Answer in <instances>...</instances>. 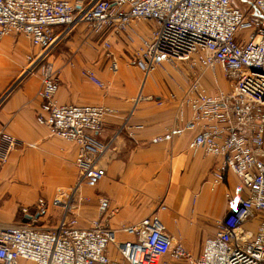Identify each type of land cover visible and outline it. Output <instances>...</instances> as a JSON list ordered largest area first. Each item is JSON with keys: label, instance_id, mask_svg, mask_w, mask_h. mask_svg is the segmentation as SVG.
<instances>
[{"label": "built area", "instance_id": "1", "mask_svg": "<svg viewBox=\"0 0 264 264\" xmlns=\"http://www.w3.org/2000/svg\"><path fill=\"white\" fill-rule=\"evenodd\" d=\"M247 1L253 13L240 11L230 0H0V39L23 35L38 49L26 58L20 77L38 75L39 120L49 135L77 147L74 185L58 190L49 201L51 208L61 209L56 224L35 225L46 211L42 198L33 205L35 217L21 208L28 223L0 225V264H264V0ZM134 21L154 24L128 62L144 78L162 63L174 61L200 71L183 91L170 134L192 132L188 150L216 159L206 180L210 191L225 183L228 174L238 181L240 195L224 193L225 209L215 221V232L202 241L194 259L156 214L111 228L108 220L116 211L103 197L97 199V217L88 227L77 223V209L84 201L80 188H94L104 177L99 160L108 144L98 143L96 137L104 119L116 112L100 105H58L57 71L47 58L81 24L91 33L118 34ZM241 31L247 33L239 35ZM102 45L109 56V43ZM216 69L227 90L208 92L200 75L211 71L217 83ZM110 70H116L114 61ZM82 75L103 87L90 71ZM134 129L140 127L124 122L118 132L130 135ZM0 145L1 167L14 140L0 133ZM247 223L254 227L251 237L247 231L240 236Z\"/></svg>", "mask_w": 264, "mask_h": 264}, {"label": "crops", "instance_id": "2", "mask_svg": "<svg viewBox=\"0 0 264 264\" xmlns=\"http://www.w3.org/2000/svg\"><path fill=\"white\" fill-rule=\"evenodd\" d=\"M230 1L244 13L254 12L247 0ZM153 29L150 21H134L125 33H91L81 24L47 58L57 71L58 105H100L116 112L104 119L96 137L98 143L108 144L99 160L104 177L94 188L79 190L84 198L76 213L81 228L88 227L97 217V199L102 197L108 200L109 209L116 211L108 220L111 228L133 224L150 214H156L165 228L171 215L181 228L186 221L194 227L214 225L225 209L224 193L233 198L240 195L235 177L228 174L225 183L218 187L219 197L212 201L211 195L205 194L211 193L206 180L216 159L188 150L192 132L170 134L178 102L188 83H182L178 69H185L179 64L162 63L144 78L137 67L128 64L139 40L149 37ZM103 42L109 43V56ZM37 52V47L23 35L0 39V133L14 140L0 167V225L28 223L20 209L27 208L35 217L33 205L42 198L47 203L46 211L35 225L54 226L61 209L51 208L49 201L58 190L72 187L76 179L77 147L49 135L39 120L38 75L20 77L26 58ZM112 61L114 72L110 70ZM86 70L103 84L102 88L82 75ZM124 122L140 129L130 135L125 130L118 132ZM158 200L163 201L169 214L155 211ZM166 230L173 236L171 230ZM246 231L252 235L253 230L241 227L240 236Z\"/></svg>", "mask_w": 264, "mask_h": 264}, {"label": "rangeland", "instance_id": "3", "mask_svg": "<svg viewBox=\"0 0 264 264\" xmlns=\"http://www.w3.org/2000/svg\"><path fill=\"white\" fill-rule=\"evenodd\" d=\"M246 33H247V31H241L239 33V35H245ZM171 63L179 64V65L182 66L183 69H185V72L184 71L180 72V70L178 69L179 75L183 77L182 83L185 82V81L188 82V79H190V78L192 79L194 76H197V75L200 74V71H198L196 69H193V68H190L188 63L178 62V61H174V62H171ZM215 74H216L217 83L213 82L211 71H205L204 73H202L200 75V78H201L200 79V83H201V85L208 92H214L216 88H219V89H222V90H227V82L223 78L221 72L218 69H216L215 70ZM10 150H9V152H10ZM234 184H235V186L237 188L238 181H237L236 178H235V183ZM218 187L215 190H213V191L209 190L211 192L210 194L205 192V194L211 195L212 201H215L217 199V197H219V193H220V189L221 188H218ZM69 188H64V189H61V190L64 191V190H67ZM204 188L207 189L205 186H204ZM160 204L164 206L163 201L162 200H158L156 202V205H155L156 206L155 207V211L159 210L158 207L160 206ZM159 211L169 214L166 206H164L163 210H159ZM176 220H175L174 217H171V215H169L168 216V225H167L168 227L166 226V228L168 230H171L174 233L173 236H172L174 241L176 243H179L189 253L190 257L192 259H194V258L197 257V255L199 254V252L201 250L202 241L206 237H208L209 235H211V234H213L215 232V223H214V225L211 224L210 226H207V227L206 226L194 227L192 223L189 224L188 221H186L185 226L180 228V227H178V225L176 223ZM242 227H243V229L248 230V231L254 230L253 225L250 224V223H247V224L243 225ZM185 245H186V247H185ZM193 248L195 249V251H193V253H192L191 251H192ZM165 260H168V259H165ZM168 261H169V264H175V263L171 262L170 260H168ZM21 264H31V263H29V262H21Z\"/></svg>", "mask_w": 264, "mask_h": 264}, {"label": "trees", "instance_id": "4", "mask_svg": "<svg viewBox=\"0 0 264 264\" xmlns=\"http://www.w3.org/2000/svg\"><path fill=\"white\" fill-rule=\"evenodd\" d=\"M23 221H25V220H23Z\"/></svg>", "mask_w": 264, "mask_h": 264}, {"label": "water", "instance_id": "5", "mask_svg": "<svg viewBox=\"0 0 264 264\" xmlns=\"http://www.w3.org/2000/svg\"><path fill=\"white\" fill-rule=\"evenodd\" d=\"M258 16H260V15H258Z\"/></svg>", "mask_w": 264, "mask_h": 264}]
</instances>
